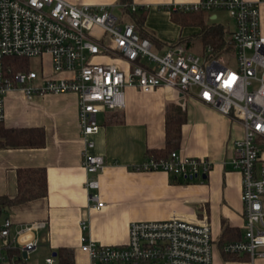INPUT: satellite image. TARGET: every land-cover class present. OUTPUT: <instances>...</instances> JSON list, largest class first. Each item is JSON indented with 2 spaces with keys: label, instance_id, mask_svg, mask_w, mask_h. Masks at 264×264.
Wrapping results in <instances>:
<instances>
[{
  "label": "built area",
  "instance_id": "built-area-1",
  "mask_svg": "<svg viewBox=\"0 0 264 264\" xmlns=\"http://www.w3.org/2000/svg\"><path fill=\"white\" fill-rule=\"evenodd\" d=\"M263 0H194L177 3L183 11L224 9L234 26L218 49L207 43L202 54L181 42L168 43L162 51L139 33L131 20L116 14L112 4L71 3L67 0H0V121L4 118V95L20 89L34 93L72 91L76 95L80 129L84 188L93 207L104 202L99 194L98 171L104 158L93 153V134L99 129L97 112L124 105L126 85L142 91L168 86L193 93L231 120L242 133L231 140L230 166L240 174L243 234L228 240L227 253L264 256V34L260 32L259 2ZM135 3H119L133 12ZM107 36L108 40L104 41ZM48 53L50 70L14 69L7 57H41ZM110 54L130 63L123 69L113 62L93 60ZM63 70L68 76L57 77ZM212 161L171 149L163 156H148L134 168L168 171L181 179H202ZM0 219V264H33L26 259L38 244L37 231L47 225L37 218L15 225ZM87 221L81 219L82 230ZM121 243H103L82 233L79 248L89 264H212L211 227L206 216L189 218L172 214L164 219L131 220ZM12 248L16 251L10 253ZM26 251L23 257L22 252ZM43 263L61 264L55 254Z\"/></svg>",
  "mask_w": 264,
  "mask_h": 264
},
{
  "label": "crops",
  "instance_id": "crops-1",
  "mask_svg": "<svg viewBox=\"0 0 264 264\" xmlns=\"http://www.w3.org/2000/svg\"><path fill=\"white\" fill-rule=\"evenodd\" d=\"M71 3L112 4V10L122 12L139 33L151 39L153 48L162 51L171 42H181L187 50L202 54L200 32L203 25L223 26V37L234 26L215 22L218 10L183 11L174 6L194 0H128L135 3L133 12L119 9L120 0H67ZM260 32L264 34V0L259 2ZM225 11V10H224ZM227 13V12H226ZM141 15L140 21L134 18ZM46 58L43 66L42 58ZM93 60L113 62L123 69L130 63L110 54L93 55ZM46 52L40 57L44 72L50 70ZM63 70L57 77L68 76ZM121 108L97 112L99 130L93 134V153L104 158L98 171L99 194L104 202L93 207L84 188L86 173L81 166L80 129L76 95L72 91L34 93L27 97L20 89H10L4 95L5 127H34L43 130V143L35 146L0 144V195L16 194V167L42 166L47 192L43 196L0 206V219L12 220L10 230L18 223L37 218L46 219L39 228L38 244L26 259L43 263V257L61 247L70 249V264H89L87 254L79 248L82 233L96 242L121 243L128 236L131 220L164 219L172 214L189 218L206 216L212 235V264H264V256L250 258L246 253L225 252L228 240L242 236L240 174L229 163L231 140L242 133L241 124L231 120L210 105L199 101L193 93H181L175 88L158 86L142 91L126 85ZM182 111L179 144L180 153L200 155L212 163L202 179H181L163 170L134 168L148 152L165 146V120L168 112ZM81 219L87 221L82 230ZM16 248L9 252L14 253ZM61 263V262H60Z\"/></svg>",
  "mask_w": 264,
  "mask_h": 264
},
{
  "label": "trees",
  "instance_id": "trees-1",
  "mask_svg": "<svg viewBox=\"0 0 264 264\" xmlns=\"http://www.w3.org/2000/svg\"><path fill=\"white\" fill-rule=\"evenodd\" d=\"M128 0H120L127 3ZM141 15L134 18L140 21ZM223 26L219 24L203 25L200 35L204 45L211 44L216 49L225 43L223 37ZM8 62L14 69L26 67L23 57H7ZM168 112V111H167ZM165 120V146L161 149H154L148 152V156H163L179 144L180 122L183 119L182 111L168 112ZM43 143V130L39 126L34 127H7L0 123V144H10L13 146H35ZM16 194L12 197L0 195V206L10 203L22 202L23 200L36 198L46 194V175L42 166H21L16 167ZM59 262L70 264V249L61 247L57 250Z\"/></svg>",
  "mask_w": 264,
  "mask_h": 264
},
{
  "label": "rangeland",
  "instance_id": "rangeland-1",
  "mask_svg": "<svg viewBox=\"0 0 264 264\" xmlns=\"http://www.w3.org/2000/svg\"><path fill=\"white\" fill-rule=\"evenodd\" d=\"M113 11L116 14L119 13L118 9H113ZM228 20H229V17L227 15L226 11H224V10L219 11L218 10L217 16L214 19V21L215 22L227 23ZM105 40L106 41L108 40L107 36L104 37V41ZM23 58L25 59L26 67L31 68V69H34L35 71H38L39 70L40 57L32 55L31 57H23ZM42 60H43V66L45 67L46 66V58L43 57ZM262 147H264V145H262Z\"/></svg>",
  "mask_w": 264,
  "mask_h": 264
},
{
  "label": "water",
  "instance_id": "water-1",
  "mask_svg": "<svg viewBox=\"0 0 264 264\" xmlns=\"http://www.w3.org/2000/svg\"><path fill=\"white\" fill-rule=\"evenodd\" d=\"M205 176H206V174H202L203 178H205ZM52 254H55V251H53ZM22 255H23V257L26 255V251L25 250L22 252Z\"/></svg>",
  "mask_w": 264,
  "mask_h": 264
}]
</instances>
